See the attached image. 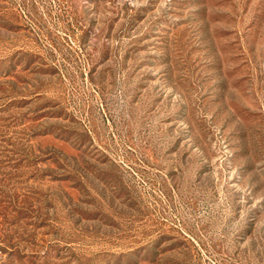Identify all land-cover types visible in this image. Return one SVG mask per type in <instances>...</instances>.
Here are the masks:
<instances>
[{
	"label": "rangeland",
	"instance_id": "obj_1",
	"mask_svg": "<svg viewBox=\"0 0 264 264\" xmlns=\"http://www.w3.org/2000/svg\"><path fill=\"white\" fill-rule=\"evenodd\" d=\"M0 264H264V0H0Z\"/></svg>",
	"mask_w": 264,
	"mask_h": 264
}]
</instances>
